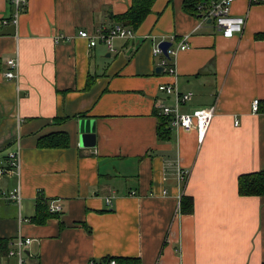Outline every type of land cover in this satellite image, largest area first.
I'll return each mask as SVG.
<instances>
[{
	"label": "crops",
	"instance_id": "1",
	"mask_svg": "<svg viewBox=\"0 0 264 264\" xmlns=\"http://www.w3.org/2000/svg\"><path fill=\"white\" fill-rule=\"evenodd\" d=\"M132 2L29 0L16 35H0V191L22 196L20 205L0 199V264H18L9 253L19 236L32 239L24 264H264V197L241 196L238 182L264 171V3L235 1L246 24L232 39L201 25L185 0H155L113 53L78 36L122 25L115 16ZM11 15L0 0V33ZM163 41L188 45L173 57L174 75L156 72ZM16 57L19 79H6ZM162 84L193 95L185 114L216 107L202 144L196 129L170 127L159 138L158 102L174 104ZM81 119L95 122L94 148L80 146ZM63 133L68 147L41 145ZM16 153L19 169L9 165ZM40 195L63 212L41 217ZM183 197L192 212L182 211Z\"/></svg>",
	"mask_w": 264,
	"mask_h": 264
},
{
	"label": "built area",
	"instance_id": "2",
	"mask_svg": "<svg viewBox=\"0 0 264 264\" xmlns=\"http://www.w3.org/2000/svg\"><path fill=\"white\" fill-rule=\"evenodd\" d=\"M12 8L11 18L4 21V27L15 25L18 23L20 16L27 12L29 0H7ZM236 0H204L198 6V13L200 15L201 25L212 23L221 32L224 38L232 39L240 36L245 27V18L236 16L232 13L231 9ZM253 3H264V0H251ZM198 26L199 27H201ZM78 36L89 43L90 48L96 47L98 44H104L110 53L115 52L114 40L117 38L125 39L127 41L135 38V32L123 25H117L113 28H100L94 33L87 30H81ZM188 48L186 43L178 47V50H185ZM178 50L170 48L168 50V57L164 55L159 46L154 49V57L158 59V68H163L164 72L170 75L175 74V66L173 64V57L177 54ZM7 71L4 77L9 80L19 79V61L18 58L7 60ZM159 91L168 97L174 98V104L169 105L164 103L163 100L158 102V108L161 116L169 118L170 127L176 130L190 131L196 129L198 134L199 143L202 144L206 138L208 130L216 114V107L211 106L194 111L193 113L185 114L182 112V106L192 100L191 93H180L171 84H162ZM252 110L254 113H259L260 103L255 99L252 103ZM238 124V123H237ZM9 165L11 168L19 169L18 154H13L9 157ZM6 172L5 169H0V175ZM177 176L180 181H185L188 177V172L179 167L177 169ZM134 196L135 193H132ZM0 199L15 202L20 205L22 196L19 189L12 192L0 191ZM112 204L111 197L106 198V205L110 207ZM49 211L52 214L60 215L63 212V207L58 201H50L47 203ZM32 243L29 237L19 236L11 244L10 256L15 257L18 264H24L25 250ZM97 264H117L116 260L109 262H101Z\"/></svg>",
	"mask_w": 264,
	"mask_h": 264
},
{
	"label": "trees",
	"instance_id": "3",
	"mask_svg": "<svg viewBox=\"0 0 264 264\" xmlns=\"http://www.w3.org/2000/svg\"><path fill=\"white\" fill-rule=\"evenodd\" d=\"M204 0H185L184 8L185 10L195 16L200 17L198 13V6ZM155 0H133L129 10L119 16H115L117 22L121 23L124 27H128L134 32L138 30L141 24L144 22L146 17L152 12V6ZM260 103V101H259ZM85 116V114H82ZM66 119H58V121H64ZM171 129L169 118L165 116H159V125L158 132L159 138L165 139L167 137L166 130ZM59 140H56L55 143H41L44 147H68L69 138L67 134H62ZM239 182V194L241 196H260L264 197V171L256 172L251 174L241 175L238 179ZM41 196V195H40ZM38 199V214L41 217H48V206L45 199L41 196ZM182 211L184 213H190L193 211V200L191 198L183 197L182 199ZM2 245V244H1ZM110 260H116L117 264H142L140 258H131V257H105L101 262H109Z\"/></svg>",
	"mask_w": 264,
	"mask_h": 264
},
{
	"label": "water",
	"instance_id": "4",
	"mask_svg": "<svg viewBox=\"0 0 264 264\" xmlns=\"http://www.w3.org/2000/svg\"><path fill=\"white\" fill-rule=\"evenodd\" d=\"M1 36H15L16 26L9 25L5 26L0 33ZM172 42L163 41L158 46L164 52V55L168 57V50L172 48ZM163 68H157V73H162ZM80 131V146L82 148H94L96 147V135H95V122L91 119H81L79 121Z\"/></svg>",
	"mask_w": 264,
	"mask_h": 264
},
{
	"label": "rangeland",
	"instance_id": "5",
	"mask_svg": "<svg viewBox=\"0 0 264 264\" xmlns=\"http://www.w3.org/2000/svg\"><path fill=\"white\" fill-rule=\"evenodd\" d=\"M115 27V26H114ZM113 28V27H112Z\"/></svg>",
	"mask_w": 264,
	"mask_h": 264
}]
</instances>
